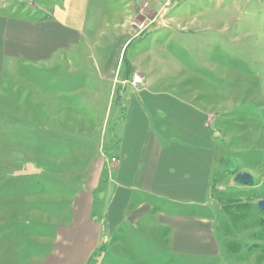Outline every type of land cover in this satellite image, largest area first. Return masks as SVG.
<instances>
[{
    "label": "rangeland",
    "instance_id": "rangeland-1",
    "mask_svg": "<svg viewBox=\"0 0 264 264\" xmlns=\"http://www.w3.org/2000/svg\"><path fill=\"white\" fill-rule=\"evenodd\" d=\"M2 3L8 5L6 10L16 9L17 13L58 15L61 10L63 15L69 13L65 19L71 23L87 21L85 30L93 44L88 49L91 58L82 61L71 78L64 60L60 68L14 64L9 73L0 75V203L10 201L9 206L0 207L4 232L0 234V264H43L38 257L49 250L48 232L56 211L52 215L31 212L12 201L30 203L31 198L41 197L45 205L55 208L56 196L83 188L90 156L86 153L94 150L103 155L116 144L112 116L115 108H122L109 103L111 91L116 104L123 86L150 76L158 84L179 83L196 92L212 112L214 134L223 139L218 144V170L210 197L221 255L170 257L157 241L148 243L149 233H137L134 242L129 235L113 234L101 240L84 264H264V211L257 207L264 198V0H174L167 4L163 0H0ZM132 11L137 14L131 16ZM145 19L150 24L143 25ZM121 21L131 22L128 42L132 44L122 52L118 67L122 71L115 76L117 87L111 89L112 78L105 74L100 78L98 68L104 69V65L95 57L97 53L103 59L109 51L112 54L108 35L114 34ZM100 29L103 35L97 39ZM150 35L154 37L151 45L144 43ZM136 38L140 40L133 41ZM148 47L151 55L138 57ZM74 93L80 94L75 99L84 101L82 113L93 122H67V116L80 107L72 99ZM63 125L76 130H51ZM41 146L45 152L39 154L36 149ZM55 148L61 152H53ZM220 170L224 177L218 180ZM239 172L250 173L252 181L236 180ZM39 182L45 189L36 192ZM53 185L59 187L58 194L50 193ZM63 207L61 202V216ZM25 221L44 234L29 233L20 239L14 230L25 231Z\"/></svg>",
    "mask_w": 264,
    "mask_h": 264
},
{
    "label": "crops",
    "instance_id": "crops-1",
    "mask_svg": "<svg viewBox=\"0 0 264 264\" xmlns=\"http://www.w3.org/2000/svg\"><path fill=\"white\" fill-rule=\"evenodd\" d=\"M6 8V3L0 4V75L9 73L14 64H50L47 66L60 68L64 60L71 78L81 62L91 58L87 21L71 23L65 19L70 17L69 13L63 15L61 10L56 15L46 11L17 13L16 9ZM145 22L147 19L142 24ZM98 31L97 39L103 35L100 34L103 30ZM129 31L131 22L121 21L114 34L108 35L112 54L109 51L104 59L100 53L94 56L98 64L104 65V69L98 68L100 78L103 74L112 78L111 89L117 87L115 76L122 71L118 70L122 52L132 44L128 42ZM153 38L150 35L144 43L151 45ZM149 48L139 52L138 57L151 55ZM156 80L153 76L131 80L123 86L116 104L111 91L109 103L122 108H115L112 116L116 144L103 155L94 150L86 153L90 156L86 160L83 188L56 196L55 208L45 205L41 197L31 198L30 203L26 199L12 201L31 212L52 215L56 211L48 232L49 250L44 257H38L43 264H84L104 237L129 235L134 242L137 233H149L148 243L157 241L170 257H220L221 243L210 197L218 170V144L223 139L214 134L210 123L212 112L205 108L196 92L180 87L179 83L158 84ZM70 89L76 91L78 87ZM77 95L80 94L74 93L72 99ZM74 102L80 107L67 116V122H93L82 113L84 101ZM65 126H54L51 130H76L75 126ZM36 152L45 150L41 146ZM53 152L61 151L55 148ZM218 173L220 180L224 173L222 170ZM44 189L39 182L35 191ZM59 190L53 185L50 193L58 194ZM9 202L3 200L0 207L9 206ZM61 202L62 216L58 211ZM24 224L25 231L14 230L20 239L27 238L29 233L44 234L43 230L28 227L27 221ZM117 240L120 242V238Z\"/></svg>",
    "mask_w": 264,
    "mask_h": 264
},
{
    "label": "water",
    "instance_id": "water-1",
    "mask_svg": "<svg viewBox=\"0 0 264 264\" xmlns=\"http://www.w3.org/2000/svg\"><path fill=\"white\" fill-rule=\"evenodd\" d=\"M236 178L242 183H249L252 181V176L248 172H239L236 174ZM257 206L264 211V198L257 202Z\"/></svg>",
    "mask_w": 264,
    "mask_h": 264
},
{
    "label": "built area",
    "instance_id": "built-area-1",
    "mask_svg": "<svg viewBox=\"0 0 264 264\" xmlns=\"http://www.w3.org/2000/svg\"><path fill=\"white\" fill-rule=\"evenodd\" d=\"M164 1V3H171V2H173L174 0H163Z\"/></svg>",
    "mask_w": 264,
    "mask_h": 264
},
{
    "label": "trees",
    "instance_id": "trees-1",
    "mask_svg": "<svg viewBox=\"0 0 264 264\" xmlns=\"http://www.w3.org/2000/svg\"><path fill=\"white\" fill-rule=\"evenodd\" d=\"M235 178H236V175H235ZM236 180H238L237 178H236ZM258 207V206H257ZM259 208V207H258ZM260 209V208H259ZM261 210V209H260ZM261 211H263V210H261Z\"/></svg>",
    "mask_w": 264,
    "mask_h": 264
}]
</instances>
